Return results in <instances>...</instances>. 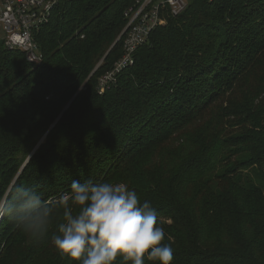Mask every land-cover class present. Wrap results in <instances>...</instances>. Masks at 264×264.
<instances>
[{"label": "trees", "instance_id": "trees-1", "mask_svg": "<svg viewBox=\"0 0 264 264\" xmlns=\"http://www.w3.org/2000/svg\"><path fill=\"white\" fill-rule=\"evenodd\" d=\"M130 2L58 0L37 67L0 40V191L52 203L73 179L124 183L172 264H264V0H189L99 94ZM59 222L29 235L1 217L0 264H74L51 244Z\"/></svg>", "mask_w": 264, "mask_h": 264}, {"label": "clouds", "instance_id": "clouds-1", "mask_svg": "<svg viewBox=\"0 0 264 264\" xmlns=\"http://www.w3.org/2000/svg\"><path fill=\"white\" fill-rule=\"evenodd\" d=\"M9 216L29 235L49 231L60 217L51 244L74 264H172L173 248L164 243L157 211L124 183L73 179L70 195L46 203L27 185L13 183L0 191V217Z\"/></svg>", "mask_w": 264, "mask_h": 264}, {"label": "built area", "instance_id": "built-area-1", "mask_svg": "<svg viewBox=\"0 0 264 264\" xmlns=\"http://www.w3.org/2000/svg\"><path fill=\"white\" fill-rule=\"evenodd\" d=\"M189 0H131L123 11L125 27L118 37L122 40V56L111 71L98 81L99 94L123 69L134 63L135 52L148 44L151 34L166 25L167 19L181 15ZM58 0H0V40L5 47L21 52L32 66H39L43 56L35 35L49 20Z\"/></svg>", "mask_w": 264, "mask_h": 264}, {"label": "water", "instance_id": "water-1", "mask_svg": "<svg viewBox=\"0 0 264 264\" xmlns=\"http://www.w3.org/2000/svg\"><path fill=\"white\" fill-rule=\"evenodd\" d=\"M108 52H109V50H108ZM108 52H107V53H108ZM107 53H106V55L104 56V58L108 55ZM104 58H103V60H104ZM103 60H102V61H103ZM33 152H34V151H33ZM33 152H32V154H33ZM32 154H31L30 157L26 160L25 164H24L22 167H24V166L27 164V162H28V160L31 158Z\"/></svg>", "mask_w": 264, "mask_h": 264}, {"label": "rangeland", "instance_id": "rangeland-1", "mask_svg": "<svg viewBox=\"0 0 264 264\" xmlns=\"http://www.w3.org/2000/svg\"><path fill=\"white\" fill-rule=\"evenodd\" d=\"M107 73V72H106ZM106 73H104V74H106ZM0 220H1V217H0Z\"/></svg>", "mask_w": 264, "mask_h": 264}]
</instances>
